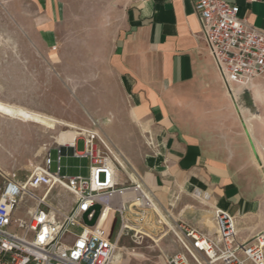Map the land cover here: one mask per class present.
I'll return each mask as SVG.
<instances>
[{"label": "crops", "instance_id": "1", "mask_svg": "<svg viewBox=\"0 0 264 264\" xmlns=\"http://www.w3.org/2000/svg\"><path fill=\"white\" fill-rule=\"evenodd\" d=\"M94 1L106 8L109 83L104 107L99 97L88 99V116L108 128L104 136L128 161L130 178L142 180L172 221L212 235L220 210L232 217L241 240L264 233V144L253 122L264 124V74L247 90L227 93L193 0ZM224 1L264 33V0ZM35 6V42L58 49L66 4L36 0ZM242 109L250 112L247 124ZM179 250L175 244L172 253Z\"/></svg>", "mask_w": 264, "mask_h": 264}, {"label": "built area", "instance_id": "2", "mask_svg": "<svg viewBox=\"0 0 264 264\" xmlns=\"http://www.w3.org/2000/svg\"><path fill=\"white\" fill-rule=\"evenodd\" d=\"M193 1L207 52L225 90L230 95L235 89L247 90L254 78L264 74V33L240 18L239 8L224 0ZM79 140L83 142L81 151L76 149ZM52 149L56 158H51L48 149L41 164L25 179L2 175L0 264H114L117 253L121 258L128 256L127 250L118 247L124 235L134 234L153 243L150 235L155 229L159 230L156 238L170 233L180 248L165 257V264H264V233L241 240L226 212H214L212 235L172 221L142 180L130 178L128 161L98 129L78 128L70 143L55 144ZM63 157L86 160L87 176L62 174ZM119 173L125 181H118ZM52 194L55 204L49 201ZM26 198L32 206L25 217L14 218ZM94 205L100 207L99 215L88 226L82 215ZM108 210L120 222L112 241L101 227ZM92 215L93 211L87 219ZM73 228L80 231L74 233Z\"/></svg>", "mask_w": 264, "mask_h": 264}, {"label": "rangeland", "instance_id": "3", "mask_svg": "<svg viewBox=\"0 0 264 264\" xmlns=\"http://www.w3.org/2000/svg\"><path fill=\"white\" fill-rule=\"evenodd\" d=\"M61 1L67 7L65 31L60 36V47L53 50L38 46L31 32L36 0H0V103L46 119L41 125L0 114V170L5 175L14 174L18 180L25 179L41 164L48 149L54 160L57 154L52 148L55 144L70 143L78 128L94 127L103 133L106 127L98 121L93 125L87 111L90 97L93 102L99 97L101 106H105L104 88L109 83L105 63L109 35L104 1ZM241 113L242 123L247 124L250 112L242 109ZM253 122L259 125L255 135L264 144V124ZM76 149L83 150L82 140L77 141ZM61 164L62 174L84 177L88 174L84 159L63 157ZM4 186L0 174V194ZM49 201L55 204L53 194ZM30 206L32 203L24 199L14 218L25 217ZM119 225L117 214L108 210L101 223L107 239L114 240ZM79 231L72 229L74 233ZM172 239L169 233L163 241L153 240V244L134 234L124 235L118 247L127 250L128 256L121 258L117 253L114 264H165V257L173 254L176 244ZM131 248L135 251L131 252Z\"/></svg>", "mask_w": 264, "mask_h": 264}, {"label": "bare ground", "instance_id": "4", "mask_svg": "<svg viewBox=\"0 0 264 264\" xmlns=\"http://www.w3.org/2000/svg\"><path fill=\"white\" fill-rule=\"evenodd\" d=\"M0 114H2L4 116H7V117H10L11 119L25 121V122L38 123V124H41V125L46 123V119L41 117V116L32 114V113L27 112V111H25L23 109L14 108L12 106L5 105V104H2V103H0ZM0 174L1 175H5L2 172H0ZM150 237L154 241H158L159 239L162 238V236H160V238H156V237H152V235Z\"/></svg>", "mask_w": 264, "mask_h": 264}, {"label": "water", "instance_id": "5", "mask_svg": "<svg viewBox=\"0 0 264 264\" xmlns=\"http://www.w3.org/2000/svg\"><path fill=\"white\" fill-rule=\"evenodd\" d=\"M93 211V215L92 218L90 220L87 219V215ZM99 211H100V207L98 205H94L92 206L86 213H84L82 215V220L84 222V224L88 225V226H92L94 225L98 215H99Z\"/></svg>", "mask_w": 264, "mask_h": 264}]
</instances>
